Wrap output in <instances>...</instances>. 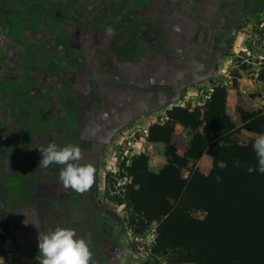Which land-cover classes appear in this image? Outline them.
I'll return each instance as SVG.
<instances>
[{
	"label": "rangeland",
	"instance_id": "rangeland-1",
	"mask_svg": "<svg viewBox=\"0 0 264 264\" xmlns=\"http://www.w3.org/2000/svg\"><path fill=\"white\" fill-rule=\"evenodd\" d=\"M179 1L0 0V264H39L38 231L22 229L8 216L17 184L9 179L15 163L6 167L4 162L14 145L12 138L5 139V124L14 133L33 129L26 122L33 105H46L49 119L55 118L59 106L74 102L72 89L103 85L105 110L92 118L103 120L107 128L119 125L120 137L129 138L117 141L119 149L108 158L104 188L96 200L71 207L76 219L89 218L90 264H170L166 254L152 252L158 222L148 223L145 212L153 218L155 209L150 204L135 211L126 198V187L134 161L145 158L148 170L155 174L166 165V144L149 142L148 130L168 120L166 112L185 99L184 86L192 85L194 76L199 80L195 83L198 100L180 107H202L214 87L224 86L225 114L237 129L231 139L244 145L254 142L257 133L240 128L237 108L264 109V79H260L264 75V0ZM228 1L245 15H230L233 22L227 27L221 21L212 27L218 7ZM178 4L187 10L177 8ZM155 9L159 12L153 13ZM235 31L241 40L232 39ZM218 32L224 35L221 40ZM168 40L178 48L163 55L159 50ZM98 48L109 51L116 65L130 67L134 75L130 84L105 77L91 58ZM36 110L34 114H42ZM79 118L76 115V123ZM208 128L175 124L170 139L175 153L182 156L190 148L200 151ZM203 155L207 154H201V161L189 159L182 178L190 168L209 173L212 158L207 155L209 167ZM203 189L206 198H224L225 189L211 185ZM158 196L152 184L147 200ZM195 215L204 217L199 212Z\"/></svg>",
	"mask_w": 264,
	"mask_h": 264
},
{
	"label": "trees",
	"instance_id": "trees-1",
	"mask_svg": "<svg viewBox=\"0 0 264 264\" xmlns=\"http://www.w3.org/2000/svg\"><path fill=\"white\" fill-rule=\"evenodd\" d=\"M225 101L226 88L216 86L202 107L175 106L168 110V120L162 125L153 124L148 130L149 142L166 144V165L155 174L148 170L143 158L134 161L129 170V205L141 212L144 206L152 204L156 211L153 218L145 212L148 223L152 219L158 222L152 252L166 254L170 264H264V174L247 172L246 166L257 164L253 141L244 145L231 139L237 129L225 114ZM237 111L240 128L264 133V109ZM175 124L190 129L207 125L202 151L190 148L182 156L177 155L170 141ZM202 153L212 158L209 173L204 175L190 168L188 176L182 178L181 170L188 168L189 159L197 161ZM219 160L228 166L218 168ZM237 160L240 167L234 165ZM152 184L159 196L148 201L147 192ZM209 185L225 189L224 198H206L203 188ZM197 212L204 217H197ZM141 231L142 228L136 232Z\"/></svg>",
	"mask_w": 264,
	"mask_h": 264
},
{
	"label": "crops",
	"instance_id": "crops-1",
	"mask_svg": "<svg viewBox=\"0 0 264 264\" xmlns=\"http://www.w3.org/2000/svg\"><path fill=\"white\" fill-rule=\"evenodd\" d=\"M172 1L176 4V1L178 2L179 0ZM179 7L181 8L182 5L178 4L177 8ZM182 8L185 11L187 10L186 7ZM152 12H159V9H155ZM241 12L240 9L232 6L231 2L228 1L226 4L218 7L215 13L216 22L211 23V26L213 27V25H217L221 21L227 27L233 22L230 15H239ZM242 13L245 15L244 12ZM220 32H218L216 37L221 40L224 35ZM232 33H234L233 36L231 35L233 40H241L238 35L239 32L235 31ZM203 38L207 39L208 35H203ZM177 48L175 43L168 40L159 51L162 54L168 55L170 50ZM179 48L181 50L182 46H179ZM110 56L109 51L98 48L91 55V58L98 63V66L103 68L105 77L112 78L123 84H130L134 77L131 74L130 67L116 65L111 61ZM197 81L199 80L194 76L193 84L184 86V91L187 92L185 99L180 101L177 106H184L185 104V106H188L198 100L195 92L197 89V84L195 83ZM71 91L76 96L74 102L69 107L59 106L60 110L55 118L49 119L46 114V110L48 109L46 105L38 108L33 105L31 108H28L31 111L27 112L28 117L26 121L34 127L33 129H20L14 133L10 132L8 123L5 124V139L8 142L9 138H12L14 145L12 150H7L4 162L6 167H11L12 162L15 163L14 170H10L12 174L9 179L17 184L14 202L12 201L14 208L13 211L9 212L8 216L14 219L13 222L22 229L32 227L33 230L38 232H48L57 227L71 228L75 230L78 237L88 238L89 228L86 224L89 218L87 217L86 221L76 219L79 217L74 214L71 207L74 204L81 206L85 205L88 201L92 203L93 199L96 200L100 190L104 188L105 171L110 166L108 158L115 152V148L117 149L118 145L116 144L126 135L120 137L121 132L117 130L119 129V125L115 129L107 128L103 120L98 121V119L92 118L93 116H98L100 111L105 110L104 99L106 92L103 85L98 88L86 87L82 90L72 89ZM36 109L41 110L42 114H34V111H37ZM31 114L39 118H30ZM76 115L80 117L77 123L75 119ZM34 129L37 131H34ZM126 140L129 141V138H126ZM49 143H55L58 147L73 144L79 146L81 150L79 163H90L95 168L94 181L88 190L78 192L63 186L59 179V173L64 165L52 164L47 168L38 167L39 161L42 159L41 151ZM202 158H205L206 164L208 163L210 167V160L207 159L208 156L203 155Z\"/></svg>",
	"mask_w": 264,
	"mask_h": 264
},
{
	"label": "clouds",
	"instance_id": "clouds-1",
	"mask_svg": "<svg viewBox=\"0 0 264 264\" xmlns=\"http://www.w3.org/2000/svg\"><path fill=\"white\" fill-rule=\"evenodd\" d=\"M107 31L112 32V29L108 28ZM252 149L256 154L257 164L246 166L247 172L264 174V133L256 134ZM41 154L42 159L38 167L47 168L52 164L64 165L60 170L59 179L65 188L84 192L93 184L95 168L90 163H79L81 150L78 145L58 147L55 143H49ZM234 165L240 167V162L234 161ZM216 166L224 169L228 165L224 160H219ZM216 179L219 181L221 178L217 176ZM90 242V234L88 238L78 237L75 230L71 228L57 227L48 232H38L39 256L37 259L39 264H90L92 258Z\"/></svg>",
	"mask_w": 264,
	"mask_h": 264
}]
</instances>
